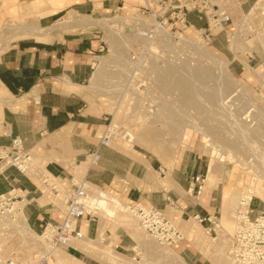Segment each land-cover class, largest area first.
Instances as JSON below:
<instances>
[{"label": "crops", "instance_id": "1", "mask_svg": "<svg viewBox=\"0 0 264 264\" xmlns=\"http://www.w3.org/2000/svg\"><path fill=\"white\" fill-rule=\"evenodd\" d=\"M238 1L244 12L254 2ZM129 2L0 0V147H8L20 137L36 161L35 172L50 176L64 193L72 189V180L85 178L89 197L92 190L105 191L127 205L155 207L175 219L180 215L186 223L196 222L194 217L199 216L204 220L196 222L200 231L213 235L222 218L223 195L232 186L222 192L221 184H214L200 198L196 196L198 185L210 179L206 156L191 150L181 154L173 167H166L130 146L132 142L116 140L109 147L99 146L110 114L91 92L90 82L108 44L100 30L71 19L104 18L122 12L126 5L139 10L138 3ZM12 20H16V28L6 29ZM188 22L194 29L205 26L195 13L188 16ZM95 150L100 161L89 167L87 156ZM38 174L30 177L15 168L7 169L0 175V196L14 188L24 200L28 226L39 235L46 226L62 223L65 212L42 189ZM196 178H200L198 183ZM260 203L258 210L252 208L253 215L262 211ZM74 229L83 238L97 241L102 231L100 218L85 216ZM104 231L115 250L132 248L133 240L122 227ZM71 243L68 250L90 258ZM178 249L186 264H215L186 244ZM90 261L98 263L92 257Z\"/></svg>", "mask_w": 264, "mask_h": 264}, {"label": "rangeland", "instance_id": "2", "mask_svg": "<svg viewBox=\"0 0 264 264\" xmlns=\"http://www.w3.org/2000/svg\"><path fill=\"white\" fill-rule=\"evenodd\" d=\"M129 1L144 6L143 0ZM255 3V8L264 9V0H254L252 6ZM238 4L240 3L238 2L234 6L237 7ZM239 15L240 13L236 12V16ZM107 20L109 22L111 21V23L116 22L115 25L117 27H108L109 29L102 28L99 22H105ZM134 20H140L142 25L152 23L150 18L141 17L139 10L129 5H126L121 14H112L104 18L82 16L71 19V21H80L84 24L86 22L89 24L92 23L90 24V26L94 27L92 29L100 30L104 41L108 44V50L100 59L94 78L90 82V90L99 102L107 108L110 114L108 124H112L110 127L111 130L114 133L118 132L117 134L120 136L130 132L128 136L131 137L133 143L130 146H134L139 151L158 159L166 167H173L181 154L191 150L198 151L200 154L206 156L210 162V166L214 164L213 166L215 167V172H213L215 177L211 176L208 183L211 185L221 184L220 190L222 192L228 186H232L231 191L236 196L232 200L231 205L229 204L227 211H225L226 214L222 212V218L221 216L219 217L221 219L217 221L216 232L213 235H206L200 231L194 221L186 223L180 215H178V219H175L172 215H165L180 230L185 238L184 241L173 247L158 244L139 228V224L132 213L120 212L119 208L114 207V210L117 212L115 218H109L100 211H95V215L100 218L102 231L97 241L88 239L92 246L86 245L85 249L90 254L87 255L81 248L76 247L86 253L87 256L95 259L98 263L91 262L88 257L83 258L79 254H75L73 251L68 250L67 247L56 249L59 250L60 254L64 255V264H106V257L94 253L96 251L94 249L100 247L109 249L110 253L113 252L112 255L118 254L119 258L133 264L143 260L144 264H181V260L175 257L171 258L167 253H171V251L179 252L178 248L186 244L190 249L201 253L204 259H209L215 264H229L227 260V249L230 243V237L234 233V214L241 197L250 192L253 196L259 198L254 200L253 209L258 210L260 208L259 203L261 202L262 211H264V49H261L264 47V40H259L262 43L261 48L258 44V39H253L247 44L248 48H254L253 50L256 53V55L254 54L256 61L252 62L250 66L244 56V52L237 53L239 50L244 51L246 49L244 45L236 42L237 44H235L239 47L234 48L232 44L230 49L234 53H237L232 54L225 42V36L223 34L215 38L212 44L207 45L201 39L202 32L199 28L186 29L179 39H170L169 41H164L165 37H167L166 34L169 35V29H165L159 33L156 41L150 45V51L145 52V42L141 39L142 31H140V37L130 40L132 32L135 29H142L137 24L136 26L132 25ZM15 21L12 20L13 24L9 23L5 28H16L15 26L17 24H15ZM95 21L99 22H96V24ZM118 28L119 30H117ZM144 52L147 54L146 61L138 70H134L130 63V56L133 54H144ZM233 58L239 62L243 61V65L246 63L244 69L238 62L231 64ZM224 61L229 62L227 65L228 70L243 87L235 88V86H232L228 92L222 89L221 83L225 80L216 73H218L217 69L222 68ZM166 70L174 71V73H177V77L183 78L185 81L189 80L187 83L190 80L193 81L190 82L192 85L188 84V86L195 88L194 94L197 93L194 96L196 98V104H193L194 107L184 103V95L182 96V94L184 92L186 93L185 90L172 89V92L169 90L171 89L170 87L161 88L158 85L159 74L169 72ZM198 70L213 71V73L215 72V76L211 75V82L201 81L200 83L196 79ZM179 74L180 76H178ZM205 85L210 89L208 87L206 89ZM211 92L214 94L213 97L210 96L212 95ZM203 96L206 98L204 99ZM234 97L237 98L236 103L239 108L234 104V99H236ZM205 100L207 102L204 105L201 102ZM210 102L213 103L211 104ZM163 105L164 108H162ZM168 108H171V112H168ZM247 108H250L252 112L253 124L251 125L243 122L242 118L244 114L248 113L249 109ZM154 111L161 117H154ZM178 117L181 118L179 119ZM168 118H170L171 122H169ZM146 123L149 125H146ZM115 126L118 128L117 130L114 129ZM183 131H186L185 140H182L181 133ZM208 139L211 141L214 139L213 141L219 143L216 145ZM230 141L238 142L237 150H224V147L227 148L225 145L226 142ZM223 143L224 147H222ZM213 148L219 151L222 157H214L211 154L214 151ZM36 167L37 164L33 157L32 169L28 173L30 177L36 173L38 174V171L35 172ZM42 174L39 171L37 176L40 179L39 182L41 181ZM208 183L204 184L205 186L202 185V187H205L203 194L208 192V187L206 186ZM40 185L46 193L54 198L56 204L61 206L65 212L64 195L60 193L56 197V193L45 188L42 185V181ZM260 190H262L263 195H255ZM102 192L106 194L105 191ZM196 196L198 195L196 194ZM98 197L99 193L96 190H92L90 200H96ZM115 197L119 198L117 196H107L106 199L109 201L110 199H115ZM20 216L16 221H18ZM103 218L108 220L106 224ZM7 222L9 221L0 223V245L4 246L7 254L15 260L24 262L33 259L34 256L42 254L47 249L41 239L36 236L27 235V238L31 239L28 240L26 236L22 237L16 234L13 226H10V224H7L8 226L5 225ZM116 227H122L133 240V246L129 250H115L109 244L111 242L107 241L104 230L109 229L113 232ZM74 242L78 241H72L71 244ZM51 261L52 264H59L54 254Z\"/></svg>", "mask_w": 264, "mask_h": 264}, {"label": "built area", "instance_id": "3", "mask_svg": "<svg viewBox=\"0 0 264 264\" xmlns=\"http://www.w3.org/2000/svg\"><path fill=\"white\" fill-rule=\"evenodd\" d=\"M144 6H140L139 12L141 17L150 18L151 24L142 25L140 20H134L133 26L142 28L141 39L145 42V52L150 51L152 45L159 33L165 29H169V35L166 34L165 40L179 39L180 36L188 29V16L192 13L198 15L200 21H204L205 26L200 31L201 39L204 43L210 45L219 35L225 36V42L230 49L234 42L242 44L246 47L244 56L248 65L256 58L254 48H248L247 44L258 39L260 48L264 40V9L258 8L256 3L245 13L242 5L238 0H143ZM240 3L235 7L236 3ZM225 3V4H223ZM236 12L240 13L236 16ZM121 14L116 12L114 14ZM119 16V15H117ZM139 24V25H138ZM111 28L117 27L113 23ZM135 27V28H138ZM119 30V28L117 29ZM123 32V31H122ZM206 45V46H207ZM249 49V50H248ZM262 50L264 47L261 48ZM133 54L130 56V63L134 70H138L146 61V53ZM234 53V54H237ZM238 62L241 67L244 65L232 59V63ZM135 75V74H134ZM236 98V97H234ZM237 98L234 99V104ZM238 107V105H237ZM239 108V107H238ZM248 115L242 116L243 122L253 124L251 109ZM246 110V109H245ZM109 123L99 140L100 147H109L116 140L128 141L132 139L127 134L120 136L111 130ZM89 167L95 166L100 161V155L97 150L91 152L87 156ZM33 156L25 150L23 140L20 137L13 139L8 147H0V175H3L7 169L15 168L20 173L28 174L32 169ZM42 185L52 192L64 195V206L66 212L64 221L60 224L48 225L40 235L45 245L49 246V250L45 249L42 254L34 256L33 259L20 262L7 254L5 247L0 245V264H52V251L54 248L68 247L71 240H79L82 235L75 231L74 225L85 216L92 217L97 211V206L91 203L89 197L90 186L85 178L80 180H72V189L68 193L62 192L54 180L44 175L41 178ZM200 178H196L198 183ZM197 197L200 196L202 185H198ZM102 197V194H99ZM255 199L250 192L241 197L234 214L235 228L234 233L230 237V243L227 249V258L231 264H257L264 262V211L257 215H253V203ZM112 203L116 200V206L133 214L139 226L143 231L151 236L158 244L166 247H173L184 241V235L180 230L165 216V214L155 208L146 207L142 204L127 205L117 199H110ZM114 200V201H113ZM261 201V200H260ZM24 200L22 196L14 189L3 196H0V223L6 221L13 222L20 215H24ZM194 220L202 224L199 216H195Z\"/></svg>", "mask_w": 264, "mask_h": 264}, {"label": "bare ground", "instance_id": "4", "mask_svg": "<svg viewBox=\"0 0 264 264\" xmlns=\"http://www.w3.org/2000/svg\"><path fill=\"white\" fill-rule=\"evenodd\" d=\"M40 4V3H39ZM40 6V5H39ZM36 7H37V4H36ZM92 20V19H91ZM96 22H99V21H95V23ZM86 23H88V22H86ZM95 23H93V24H95ZM99 23H101V27L102 28H107V29H109L111 26H110V24H111V21L109 22L108 20L107 21H105V22H99ZM116 22H113V25L115 24ZM90 24H92V23H90ZM97 24V23H96ZM98 25H100V24H98ZM123 25V24H122ZM100 27V26H99ZM109 27V28H108ZM192 27L190 26V27H188V29H191ZM134 31H136V32H134ZM133 32H132V35H131V37H130V40H133V39H135V38H138V37H140L141 36V29H135ZM143 34V33H142ZM236 42H234L233 43V46H234V48H238L239 46L238 45H236L235 44ZM205 55H207V54H205ZM228 63L229 62H227V61H224L223 63H222V68H219V69H217L218 70V73H216V74H218V75H220L222 78H224V82H222L221 83V85H222V89H224L226 92H228L229 90H230V88H232V86L234 87L235 86V88H238V87H243L242 86V84H240L239 83V81H237L235 78H234V76L230 73V71L228 70V68H227V65H228ZM241 63H243V61L241 62ZM244 65H246V63H244ZM170 69H172V68H170ZM173 70H175V69H173ZM166 71H169V70H166ZM213 71H214V69H213ZM213 71L211 72V71H208V70H206V71H203V70H198L197 71V81H200V83H201V81H204V82H207V81H210L211 79H212V77H211V75H213V76H215L214 74H215V72L213 73ZM162 72V71H161ZM157 73V72H156ZM159 73V72H158ZM179 73V72H178ZM196 74V73H195ZM158 75V74H157ZM178 76H180V74L178 75ZM152 77V76H151ZM158 77V76H157ZM194 80H195V78L193 77V76H191ZM195 77H196V75H195ZM175 78H176V81H175ZM192 79V80H193ZM158 85H160V87L161 88H168V87H170L171 89H169V90H171L172 91V89L173 90H175V89H177V90H185L186 91V93L184 92V94H182V96H183V99H184V103H186L187 105H189V106H193V104L195 103L196 104V102H195V100H196V98L194 97L196 94H194L195 93V91H194V89L195 88H193V87H189L188 86V84H191L190 82H193V81H191L190 80V82L189 83H187L189 80H184L183 78H180V77H177V73H174V71H169V72H162V73H160L159 74V77H158ZM223 80V79H222ZM214 81V80H213ZM212 81V82H213ZM203 82V83H204ZM211 82V81H210ZM199 83V82H198ZM199 83V84H200ZM204 84H206V83H204ZM210 84V83H209ZM192 85V84H191ZM197 86V85H196ZM195 87V86H194ZM198 87V86H197ZM201 87V86H200ZM205 87H206V85H205ZM208 87V86H207ZM207 87H206V89H207ZM210 87H211V85H210ZM201 88H203V87H201ZM209 88V87H208ZM126 89V88H125ZM159 89V88H158ZM210 89V88H209ZM71 90H73V89H71ZM201 90V89H200ZM212 90H213V88H212ZM215 90V89H214ZM221 90V89H220ZM180 91V92H181ZM201 91H203V90H201ZM233 91V90H232ZM165 92V91H164ZM173 92V91H172ZM208 92V91H207ZM156 93V92H155ZM205 93V92H204ZM218 93V92H217ZM124 94V93H123ZM158 94V93H157ZM160 94H161V92H160ZM199 94V93H198ZM203 94V93H202ZM206 94V93H205ZM210 94V93H209ZM211 94L212 95H210L211 97H213L214 96V94H213V92H211ZM163 95V94H162ZM169 95V94H168ZM237 95V94H236ZM240 95V94H239ZM169 96H171V95H169ZM218 96V95H217ZM234 96V95H233ZM241 96H242V94H241ZM211 97H209L210 99H211ZM240 97V96H239ZM203 98L205 99L206 97H204L203 96ZM167 99V98H166ZM182 99V98H181ZM213 99V98H212ZM216 99V98H215ZM243 99V98H242ZM166 101V100H165ZM178 101V100H177ZM213 101V100H212ZM164 102V101H163ZM200 102V101H199ZM205 102H207L206 100L204 101V102H201V103H203L204 105H205ZM214 102V101H213ZM212 102V103H213ZM167 103V102H166ZM165 103V104H166ZM211 103V102H210ZM211 103V104H212ZM159 104V103H158ZM169 104V103H168ZM180 105H183V104H180ZM161 106V105H160ZM199 106V105H198ZM203 106V105H202ZM215 106V105H214ZM249 106V105H248ZM185 107V106H184ZM194 107V106H193ZM218 107V106H217ZM162 108H164V105H163V107ZM167 108V107H166ZM196 108V107H195ZM179 109V108H178ZM210 109H211V107H210ZM116 110V109H115ZM168 112H171L170 110H171V108L169 109L168 108ZM183 110V109H182ZM214 110V109H213ZM219 110H220V108H219ZM155 111H157V110H155ZM154 111V114H153V116L154 117H157L158 115H157V112H155ZM207 111V110H206ZM218 111V110H217ZM216 111V112H217ZM148 112V111H147ZM151 112H153V111H151ZM166 112V111H165ZM173 112V111H172ZM213 112V111H212ZM117 113V112H116ZM121 114V113H120ZM152 114V113H151ZM117 115H118V113H117ZM116 114H115V116H117ZM176 115H177V113H176ZM225 115V114H224ZM190 116V115H189ZM255 116V115H254ZM159 117V116H158ZM161 117V116H160ZM159 117V118H160ZM170 117H172V116H170ZM177 117V116H176ZM184 117V116H183ZM187 117V116H186ZM193 117H194V115H193ZM218 117V116H217ZM223 117H225V116H223ZM117 118V117H116ZM179 118V117H178ZM181 118V117H180ZM179 118V119H180ZM212 118V117H211ZM221 118V117H220ZM227 118V117H226ZM154 119V118H153ZM163 119V118H162ZM166 119V118H165ZM169 119V122H171L170 121V118H168ZM174 119V118H173ZM207 119V118H206ZM214 119V118H213ZM212 119V120H213ZM150 120V119H149ZM152 120V119H151ZM159 120V119H158ZM195 120V119H194ZM211 120V119H210ZM210 120H209V122H210ZM198 121V120H197ZM144 122V121H143ZM151 122V121H150ZM182 123H183V121H181ZM194 123V122H193ZM141 124H143V123H141ZM148 123H146V125H147ZM223 124V123H222ZM149 125V124H148ZM180 125V124H179ZM155 127V126H154ZM204 128V127H203ZM208 128V127H207ZM114 129L115 130H117L118 128L115 126L114 127ZM215 130V129H214ZM219 130V129H218ZM258 130V129H257ZM210 131V130H209ZM221 131H222V129H221ZM255 131V130H254ZM263 131H264V129H263ZM228 132V131H227ZM212 133V132H211ZM263 133V132H262ZM128 134H130V132L128 133ZM127 134V135H128ZM182 140H185L186 139V131H183L182 133ZM224 134V133H223ZM125 135V134H124ZM205 135L207 136V134L205 133ZM209 135V134H208ZM214 135V134H213ZM260 135V134H259ZM264 135V134H263ZM215 136V135H214ZM214 136H211V137H214ZM181 137V136H180ZM252 137V136H251ZM208 138V137H207ZM214 138H217V137H214ZM212 139V138H211ZM211 143H214V144H216L217 145V143H219V142H215V141H211L210 139H208ZM216 140V139H215ZM224 140H225V138H224ZM218 141V140H217ZM222 141V140H221ZM228 141V140H227ZM253 141V140H252ZM132 142V141H131ZM260 142V141H259ZM225 143V142H224ZM224 143L222 144V147H224ZM226 147L227 148H225L224 147V150H226V151H228L229 149H232V150H237L238 149V142H236V141H230V142H226ZM218 146H221V145H218ZM214 149V151H213V153H211V154H213V156L214 157H222V154L221 153H219V151H217L215 148H213ZM264 151V150H263ZM212 152V151H211ZM214 164H211V166H210V168H209V178H211V175L213 174V172H215L214 170H215V167L213 166ZM206 184V183H205ZM205 186V185H204ZM202 187V191H201V194H200V197H201V195L203 194V192H204V188L205 187ZM207 187H208V189L210 188V186H211V184H207L206 185ZM235 191V190H234ZM255 191H256V189H255ZM104 193V192H103ZM102 193V197H98V199H96V200H93L91 203H94V204H96V206H97V211H100L103 215H105V216H107V217H109V218H115L116 216H117V212L114 210L115 208H119V210H120V212H126L127 213V211L126 210H124V209H121L120 207H118V206H116L115 204L117 203L116 202V200L114 201V203H112V201L111 200H107L106 198H107V194L105 195V194H103ZM255 195H263V192H262V190H260V191H257V193L255 194ZM59 195H56V197H58ZM236 195L235 194H233L232 193V191L231 190H228V191H226L225 193H224V195H223V212H224V214H226V212L225 211H227V209H228V207H229V204L231 205V203H232V200L234 199V197H235ZM199 197V198H200ZM236 200V199H235ZM231 201V202H230ZM116 202V203H115ZM234 203V202H233ZM115 207V208H114ZM65 212H66V210H65ZM25 215V214H24ZM7 224H10V226H13V228H14V231L16 232V234H18V235H21L22 237L24 236H26V238H27V235H30V236H36L37 238H39V239H41L42 240V237L41 236H39L38 234H36V233H34L31 229H30V227L28 226V224H27V220H26V218L23 216V215H21L20 216V218L18 219V221H13V222H7L5 225H7ZM198 225V224H197ZM8 226V225H7ZM139 228L141 229V230H143L140 226H139ZM151 237V236H150ZM152 238V237H151ZM28 239V238H27ZM28 240H31V239H28ZM27 240V241H28ZM83 240V241H82ZM25 241V240H24ZM75 241V240H74ZM76 241H78V242H74L73 244H71V245H75V247H79V248H81L84 252H86L87 253V255H89L90 254V252H88L85 248H86V245L87 246H92L91 245V242L90 241H88V239L87 238H81V239H79V240H76ZM214 241V240H213ZM82 243V244H81ZM70 245V244H69ZM84 245V246H83ZM162 246V245H161ZM46 248L49 250L50 248H49V246L48 245H46ZM93 248H95V247H93ZM56 248H54L53 249V251H52V256H53V254H54V256H55V258H56V261L59 263V264H64V255H62V254H60L59 253V250L58 249H56ZM94 250H96L94 253L95 254H97V255H100V256H104V257H106V264H133V263H129V262H127L126 260H124V259H121V258H119V255L118 254H114V255H112V253L113 252H111L110 253V250L109 249H107V248H104V247H100V248H95ZM163 252V251H162ZM164 253H166L165 251H164ZM168 255H169V257H175V258H178L179 260H181V264H186L185 262H184V260H183V258H181V256L179 255V252L177 251V252H173V251H171V253H167ZM171 254V255H170ZM162 255L164 256V254L162 253ZM167 256V255H166ZM91 258V257H90ZM167 258V257H166ZM227 260H228V262H229V264H231L230 263V261H229V259L227 258ZM52 262V261H51ZM134 264H144V260L143 261H140V262H137V263H134ZM257 264H264V262L263 263H257Z\"/></svg>", "mask_w": 264, "mask_h": 264}]
</instances>
